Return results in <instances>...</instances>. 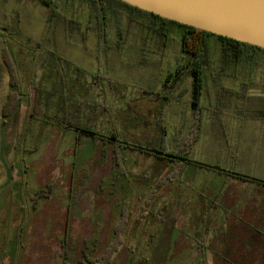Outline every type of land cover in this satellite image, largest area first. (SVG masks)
<instances>
[{
    "label": "rangeland",
    "instance_id": "1",
    "mask_svg": "<svg viewBox=\"0 0 264 264\" xmlns=\"http://www.w3.org/2000/svg\"><path fill=\"white\" fill-rule=\"evenodd\" d=\"M118 9L122 35L112 21L99 45L75 0H0V264L101 258L122 224L108 264H264V184L231 174L264 181V54L253 75L222 70L209 37L204 125L189 157L211 167L180 163L151 151L180 149L194 120L191 78L167 101L142 94L180 62L176 27L162 38L128 27L130 9ZM4 47L21 92L6 118ZM80 104L89 107L78 122L94 134L68 127Z\"/></svg>",
    "mask_w": 264,
    "mask_h": 264
},
{
    "label": "trees",
    "instance_id": "2",
    "mask_svg": "<svg viewBox=\"0 0 264 264\" xmlns=\"http://www.w3.org/2000/svg\"><path fill=\"white\" fill-rule=\"evenodd\" d=\"M61 1L66 7L73 4V0H41V2L45 3L48 6L57 4ZM82 2L85 4V7L81 6V3H79L78 0H75V11H87V13L89 14V21H91V23L94 21L93 23L95 32L97 33L99 39V45L107 42L105 37L107 36L108 27L111 25V23L119 22L121 15H119L120 9L118 8L121 5L130 9V13L128 14L130 20L127 22L128 27L132 26L133 22L137 23L138 25L141 24L143 27H145V29L141 30L147 29L146 31L148 32L150 30L152 32H155L157 35L162 36V38H169L171 36L172 30L176 27V34H178V36L180 37V45L183 52V55L181 54V57L179 59L180 62L177 63V66L173 71H170L166 75L163 86L160 90H153L150 92L142 91V94L151 95L152 100H170V96L166 94V91L175 88L180 80H182L184 77H190L192 82V88L190 91V105L192 114L194 115V120L191 121L190 125L188 126V131L183 137L182 144L180 145V149L177 153L165 152L155 147L153 149L154 151L151 152L156 154L161 153L169 157L176 158L180 163L195 162L196 164H199L200 166L205 168L211 167L207 164L194 161L189 157L191 146L193 145V142L198 139L200 133H202L204 125L203 110L205 109V105L202 103V95L205 87V71L211 66L213 62L209 37H216L220 43V59L218 60V62L222 70L227 71L228 69H232L233 67L234 70L245 68L244 72L249 76L250 74L253 75L252 73L258 64V52H262L264 54V48L246 42L238 41L226 36L216 35L214 33H210L189 25L163 18L159 15L154 14L153 12L140 9L139 7L130 5L122 0H83ZM138 13L144 15L145 17H148L149 19H147L145 22H142L137 18ZM50 15H56V11L54 9H51ZM121 30L122 29L118 23L116 27V33L118 36L122 35ZM5 48L6 47H4L2 50V57L9 74L10 89L2 105L1 116L6 118L10 117L19 106V102L21 100V92L18 83V73L16 72L15 65L13 64V61L8 55V51ZM55 56L57 58L59 57L57 54ZM89 102L90 101H88L87 104H89ZM87 104H85V106L83 107L81 106V104L76 105L75 116H71V118H73L72 121L67 120L68 127L74 126L76 131L85 134H94L95 131L87 126V122H78V118L80 119L81 116L84 119L83 112L80 113L79 111H83L84 107L88 111L89 106ZM66 116V114L63 115L62 121L64 123H66ZM78 138L79 135L77 136V139ZM217 167L218 166H214L213 168ZM218 169L221 170V168ZM231 174L237 176L238 178L247 180L250 179L260 184H264V181L258 178H252L233 171H231ZM123 228L124 224H122L121 226L117 225V228L115 230V238L112 242L109 243V245L106 246L101 258L88 257L82 264H108L111 260L112 255L117 251L119 245L122 242L120 238V231L123 230Z\"/></svg>",
    "mask_w": 264,
    "mask_h": 264
},
{
    "label": "water",
    "instance_id": "3",
    "mask_svg": "<svg viewBox=\"0 0 264 264\" xmlns=\"http://www.w3.org/2000/svg\"><path fill=\"white\" fill-rule=\"evenodd\" d=\"M185 25L264 48V0H122Z\"/></svg>",
    "mask_w": 264,
    "mask_h": 264
},
{
    "label": "crops",
    "instance_id": "4",
    "mask_svg": "<svg viewBox=\"0 0 264 264\" xmlns=\"http://www.w3.org/2000/svg\"><path fill=\"white\" fill-rule=\"evenodd\" d=\"M201 167V166H200ZM243 180H246V179H243ZM249 226H251V225H249Z\"/></svg>",
    "mask_w": 264,
    "mask_h": 264
}]
</instances>
